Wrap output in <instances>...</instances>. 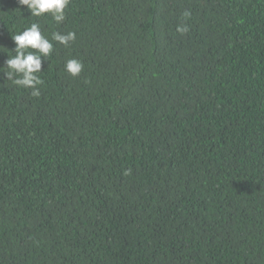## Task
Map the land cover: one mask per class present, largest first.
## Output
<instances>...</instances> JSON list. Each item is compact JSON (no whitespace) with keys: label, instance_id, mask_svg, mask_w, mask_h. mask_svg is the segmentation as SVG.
Segmentation results:
<instances>
[{"label":"trees","instance_id":"1","mask_svg":"<svg viewBox=\"0 0 264 264\" xmlns=\"http://www.w3.org/2000/svg\"><path fill=\"white\" fill-rule=\"evenodd\" d=\"M65 16L0 0V67L34 22L76 34L42 57L39 97L0 68V264H264V0Z\"/></svg>","mask_w":264,"mask_h":264},{"label":"clouds","instance_id":"2","mask_svg":"<svg viewBox=\"0 0 264 264\" xmlns=\"http://www.w3.org/2000/svg\"><path fill=\"white\" fill-rule=\"evenodd\" d=\"M70 0H18L20 6L26 7L32 17H42L48 14L57 23L65 20V9ZM185 19L191 17V12L186 10L182 13ZM177 32L185 34L189 31L186 24H178ZM15 44L14 50H10L14 55H7L3 67L8 80L18 87L31 89L33 97H39L41 92L39 85L43 83L38 73L42 70V57L50 56L54 50L52 41L61 45L68 46L74 41L76 34L74 32L60 33L53 32L52 40L43 35L39 23H32L15 35H11ZM65 71L72 77H78L83 71L84 65L80 60L69 59L65 63Z\"/></svg>","mask_w":264,"mask_h":264}]
</instances>
